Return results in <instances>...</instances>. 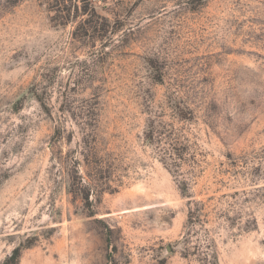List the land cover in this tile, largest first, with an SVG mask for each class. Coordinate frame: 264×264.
<instances>
[{"label": "rangeland", "instance_id": "374dc122", "mask_svg": "<svg viewBox=\"0 0 264 264\" xmlns=\"http://www.w3.org/2000/svg\"><path fill=\"white\" fill-rule=\"evenodd\" d=\"M154 123L189 148L200 220ZM18 247L19 264H264V0H0V264Z\"/></svg>", "mask_w": 264, "mask_h": 264}, {"label": "trees", "instance_id": "16d2710c", "mask_svg": "<svg viewBox=\"0 0 264 264\" xmlns=\"http://www.w3.org/2000/svg\"><path fill=\"white\" fill-rule=\"evenodd\" d=\"M58 4L61 5L60 2H58ZM64 9L69 11V8L66 6ZM179 117L183 119L185 118L182 113L179 114ZM145 139L148 145L157 148V152L162 163L172 173H174V175L178 177L182 176L179 183L183 195L189 199L190 220H200L202 216L201 213L203 211L202 204L193 199V196L190 194V181L192 179H187L183 173V168L186 165V155L189 149L188 146L180 141V138L173 130H168L167 126L160 130L159 127L156 126V123L149 127V131L148 133L146 132ZM79 164L78 160H75L74 164L71 165V172L69 173L70 183L72 190L74 189V194L89 204L91 196L95 195L96 192H99L97 191L99 185L95 182L93 183L83 179V177L79 174ZM21 254L22 248H16L12 255L7 258L3 264H19Z\"/></svg>", "mask_w": 264, "mask_h": 264}]
</instances>
